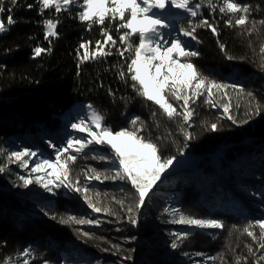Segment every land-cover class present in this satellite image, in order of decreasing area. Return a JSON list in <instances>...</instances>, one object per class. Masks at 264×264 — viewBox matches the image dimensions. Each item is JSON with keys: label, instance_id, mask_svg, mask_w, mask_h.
<instances>
[{"label": "trees", "instance_id": "trees-1", "mask_svg": "<svg viewBox=\"0 0 264 264\" xmlns=\"http://www.w3.org/2000/svg\"><path fill=\"white\" fill-rule=\"evenodd\" d=\"M79 2L82 3V0ZM222 2L223 0H212L216 5L213 9L208 6V0H203L197 17L169 9L175 14L174 35L179 34L182 27L189 28V20L193 25L207 20L216 29L214 34L212 28L199 26L194 33L196 40L183 36L180 38L191 50L198 51V56L189 58L198 72L209 81L227 86L220 90L212 89L214 95L211 99L204 90L203 94L189 105L193 110L189 124L179 115L169 119L152 101L137 95L127 70V65L135 53L125 52L123 56L119 54L123 45L119 42L121 32L117 31L118 20H106L103 25L92 24L89 28L88 22H81L76 16L78 6H73L71 11L60 13L47 9L41 14L37 0H18L15 6L11 0H4L0 21L8 30L0 33V150L15 151L13 140L25 137L28 138V143H21L22 150L36 152L38 159H48L46 152H42L33 140L34 135L39 136L44 132L39 125L45 126L50 133L51 130L57 131L61 120L67 117L70 109L80 105L87 109L88 105H92L104 117V125L113 131L124 127L132 130L142 129L138 134L156 144L158 156L162 160L182 154L204 157L199 167L203 175L207 176V185L212 191L219 187L218 178L215 177L218 167L223 171L224 177L237 185L239 190L249 197L256 196L264 209V53L261 52V46L264 45V24L260 23L264 21V0H237L241 5H249L251 9L248 22L243 26L234 24L235 16L232 14L219 12ZM28 4L33 7L29 9ZM9 16L15 21L12 25L8 24ZM230 17L233 19L232 26L225 23ZM45 19L60 21L56 29L59 33L57 37L45 39ZM102 28H107L109 34L117 41L115 45L103 44ZM97 41H101L104 50L111 54L81 62L86 50L80 45L87 43V54L90 56L97 48ZM132 42L138 43V38L133 37ZM220 45L224 46V51H221ZM35 47L50 48L51 51L34 56ZM121 72L125 74L123 77ZM232 85L236 87L233 88ZM248 93L252 95L249 96ZM215 98H218L220 105H228L233 110L235 123L242 124L253 119V125L246 123L245 127L236 129L231 122L218 116L212 104V99ZM168 100L178 111H183V101L178 102L171 95ZM153 113L156 115L153 116ZM135 117L140 119L133 126L131 121ZM213 124L217 126L215 130L211 127ZM186 134L189 135L187 139ZM244 136H255L257 139L246 145L234 144L228 153L218 156L217 164L211 157L206 156L223 143L239 142ZM69 138L73 137L67 136L65 143H58L52 149L55 162L57 150L67 147ZM100 147L102 150L111 151L108 145ZM84 153L105 155L101 150L77 153L69 149L67 153H61L60 163H64L68 155L76 157ZM239 158H243L244 162H239ZM232 162L235 165L230 168L229 164ZM247 165L250 167L246 168ZM51 169L57 172L56 169ZM243 175L249 177H240ZM251 177L256 180L251 182L248 180ZM201 185L194 173L181 178L168 176L149 194L151 207L145 210L144 219H155L162 223L165 219H159L161 216L172 221L182 214L186 217L219 220L224 225V233L212 228L188 230L179 227L177 231L173 228L166 231L178 248L186 250L189 247L212 255V264H237V258L239 264H256L258 257L264 255V250H257L258 243L243 230L249 225V221L262 217L244 213L246 211L243 208L235 207L237 205L234 201L228 206L220 205L219 202L224 203V200L219 199L217 194L214 202H202ZM89 198L94 200L91 196ZM18 203L12 192L4 189L0 179V263L17 253L19 242L23 239L35 240L42 235V238L48 240V236L42 233L44 228L41 221L31 222L25 218L26 214L23 219H15L17 210L13 209L17 208ZM7 204H11L10 207H7ZM81 207L83 210L84 206ZM166 208L169 209L168 212H165ZM172 209H177L178 212L174 215ZM19 211L21 210L18 209ZM84 211L88 213V209ZM70 212L76 213L71 210ZM230 218L242 220L243 223L236 227L233 225V228L230 225L233 232L229 231L228 234L225 226ZM96 231L113 240L117 238L112 235L120 233L113 229L111 235L106 228ZM252 231L259 240V227L254 226ZM173 232H188L190 235L185 239H177ZM141 233L153 246L164 243L163 240L150 237L149 234L154 232H151L145 223L141 226ZM225 233L228 238L222 239ZM41 242L46 244V241ZM249 247L255 255L249 252ZM123 248L130 250L126 246ZM144 260L140 264H150ZM259 264H264V261H259Z\"/></svg>", "mask_w": 264, "mask_h": 264}, {"label": "rangeland", "instance_id": "rangeland-1", "mask_svg": "<svg viewBox=\"0 0 264 264\" xmlns=\"http://www.w3.org/2000/svg\"><path fill=\"white\" fill-rule=\"evenodd\" d=\"M177 11L180 12V10ZM152 71L154 72L155 70L153 69ZM213 95L210 99L213 98ZM212 104L218 116L231 122L236 129H241L242 126L245 127L246 123L253 125V119L247 120L246 123L242 124L234 123L233 110L228 105H220L218 98L212 99ZM225 106L228 107L227 113L224 111ZM191 111L193 112L192 109ZM87 116L88 111L85 109L76 108L71 110L67 117L61 120L62 122L57 131L51 130L50 133V130L46 129L45 126L39 125V128L43 129L44 132L39 136L34 135L33 140L37 142L38 148L42 152H46L47 158L55 163L52 149L56 144L65 143L67 136L81 140L88 138L87 132H80L71 127L72 123H78L80 119H85L86 123H90L87 120ZM229 116L232 119H229ZM191 118L187 123L190 124ZM256 118L258 119L259 115ZM124 129L132 131L129 128L124 127ZM255 138L257 139L255 136H244L242 141L223 143L206 156L211 157L215 164H217L218 156L228 153L234 144L246 145L254 141ZM22 142L28 143V138L23 137L19 140V137H17L13 140L12 143L15 151L22 150ZM90 150H101L103 151L102 154L107 155L106 157L109 159L102 161L97 158L99 155H87V153L76 155L75 161L68 162L67 164L69 181H65V183L70 182L71 188H66L63 184H60L62 177L59 175L58 170L55 172L51 168L45 169V172L50 173V175H45V172L33 173L31 169L39 161L37 156L31 159L24 157V159H28V165L21 168L20 161H14L11 158L10 151L5 149L0 150V168L4 169V171L0 172V179L3 181L4 189L10 190L19 202L17 208L13 209L17 210L15 219H23V216L26 214L25 218L31 222L36 223L41 221L40 223L44 228L42 233L44 236H48V240L42 238V235L35 240L31 238L21 240L17 253L13 257L6 259L10 260V264H23L25 259L28 260V264H46V262L47 264H140L144 259V261H148L150 264H212L214 262L213 256L209 253L199 252L189 247L186 250L178 248V246L172 248L173 238L166 231L167 229L173 228L177 231L179 227H182L193 230L196 227L172 223L170 220H166L167 217L163 218L162 216L159 217V219H165L162 223L155 219L145 220V210L151 207L148 196L154 188L148 192L143 205L137 210L135 206L138 201V194L130 181L127 179L111 178L115 175V166L111 163V159L113 158L112 152L110 150H102L100 145L97 144H90L82 152H89ZM70 151L74 150L70 149ZM182 155L187 159V168L174 173L170 172L166 177L165 175L162 176L155 183L154 187L168 176L173 175L181 178L183 176L189 177L194 173L196 180L202 184V196L200 198L202 202H214L216 199L214 197H217L215 196L217 194L219 199L223 198L224 200V203L222 201L219 202L220 205L225 204V206H228L234 201V204L237 205L235 207L237 209L243 208L246 211L244 213L252 216L257 215L258 217L264 216V209L261 207L259 199L256 196L249 197L239 190L237 185L229 182L217 165L215 177L218 178L217 185L219 187L215 189L216 191H212L213 189L207 185V176L203 175L199 167L204 157L195 154ZM182 155H179V157ZM248 158L246 157V159ZM239 162H244V159L239 158ZM229 165L231 166L230 168H233L235 164L232 162ZM95 173H100L101 178L90 179L89 177L94 176ZM37 175L41 176L45 181L52 182L49 184V187L52 189L51 192L35 182ZM21 176L30 178L33 182L25 187L23 186V181L20 179ZM104 176H108L109 178L104 179ZM240 177L247 179L249 176L243 175ZM254 179V177H251L248 180L254 182L256 180ZM77 182L80 188L88 189L87 195L94 199L91 202L96 207L106 209V211L94 212L92 208L88 207L84 195L81 192L72 190L77 185ZM57 184L60 186L57 187ZM10 205L7 204L6 206L10 207ZM81 206H84L85 210L88 209V213L84 209L82 210ZM129 208H132L131 213L129 212ZM18 209L21 211L18 212ZM70 210L76 211V213L70 212ZM69 217H75L76 220H91L93 223H77L69 220ZM130 217L136 219L137 223H130ZM62 220L65 222L62 223ZM228 220L227 226H225L226 233L229 231L233 232V225L236 227L243 223L242 220L234 219V221L233 218ZM144 223L150 227L151 232H154L153 234H149L150 237L156 238V240H163L164 243L162 242V244H158L157 246L151 245L150 240L146 239L141 233V226ZM230 225H232V228ZM104 228L111 235L113 229L114 231H120L119 234L112 235L118 239L120 244H118L117 239L107 238L106 235L96 231ZM215 230L225 232L224 226ZM226 233L221 237L222 239L228 238L229 233L227 235ZM41 241H46V244ZM122 244L130 250L124 249ZM24 249H29L30 255L25 256L23 254ZM198 253L200 255H197ZM0 264H4V262Z\"/></svg>", "mask_w": 264, "mask_h": 264}, {"label": "snow or ice", "instance_id": "snow-or-ice-1", "mask_svg": "<svg viewBox=\"0 0 264 264\" xmlns=\"http://www.w3.org/2000/svg\"><path fill=\"white\" fill-rule=\"evenodd\" d=\"M11 3L15 6L18 0H11ZM37 3L41 14L47 9H54L56 13H60L62 11H71L73 6H78L79 10L76 12V16L81 22H88L89 28H91L92 24L103 25L106 20L109 22L118 20L119 24L116 27L117 31L121 32L119 42L123 45L119 49V54L123 56L125 52L134 51L135 53L131 58V62L127 65L128 74L134 82V90L137 92V95L157 105L169 119L179 115L187 123L193 115L189 105L194 103L195 99L202 95L204 90L211 97L213 95L212 89L220 90L227 87L223 84H217L215 81H209L198 72L196 66L189 59L198 56V51L191 50L189 45L180 38L183 36L196 40L197 37L194 33L196 27L199 26L212 28L215 34L216 29L207 20H201L199 25H193L192 21L189 20V28L182 27L179 30V34H173L175 14L169 11V9L180 10L187 13L190 17H197L203 6V0H199V2H194V0H82V3L79 0H37ZM3 4L4 0H0V12L4 11ZM208 6L213 9L216 8L212 0H208ZM27 7L31 9L33 5L28 4ZM250 11L249 5H241L237 0H223L222 5L219 7L220 13L235 16L234 24L236 26L246 25ZM59 22L58 19L43 20L45 39L59 35L56 31ZM14 23L15 21L9 16L8 24L12 25ZM225 23L232 26L233 19L230 17ZM260 23L264 24V21H260ZM7 30L8 28L0 21V33ZM101 34L104 37L103 44L110 43L115 45L117 43L112 35L109 34L107 28H102ZM133 37L138 38V43L132 42ZM96 43L97 48L90 56L87 54V43L80 45L81 48L86 50L85 55L81 58V62L86 59H96L99 56L111 54V52L104 50L101 41H97ZM220 48L221 51H224L223 45H220ZM46 51L50 52L51 49L35 47L33 55L40 56ZM261 52L264 53V45L261 46ZM228 59H232V57H228ZM153 69L155 70L154 72L152 71ZM120 75L123 77L125 74L121 72ZM232 87L235 88L236 85H232ZM169 95L178 102L183 101L181 105L183 111H178L169 102ZM248 95L251 96L252 93H248ZM208 102L211 103V101ZM87 109V120L90 123H86L85 119H80L78 123H72L71 127L80 132H87L88 138L85 140L69 138L67 140V147L57 150V161L55 163L49 159L41 158L35 163L31 171L38 173L45 172V169L48 168L56 169L62 177L60 184H63L66 188H71L70 182L65 183V181H69L67 162L75 161L76 157L68 155L65 162L60 163L62 159L61 153H67L69 149L80 153L90 144L108 145L113 154L111 163L115 166V175L111 178L127 179L130 181L138 194V201L135 206L138 210L143 205L149 189L160 179L161 173L172 164L173 158L169 157L162 160L157 155L158 148L156 144L138 134L142 129L135 128L132 131L121 129L120 131L113 132L111 128L104 125V117L92 105H88ZM224 111L225 113L228 112L227 106L224 107ZM155 115L156 113H153V116ZM228 118L232 119L231 116ZM139 119V117H135L131 121L132 125L135 126ZM233 122L235 123V121ZM211 127L215 130L217 126L213 124ZM122 138L123 143L118 142ZM187 138H189L188 134H186ZM35 156H37V153L29 149L11 152V158L14 161H20L21 168L28 165V159H24V157L31 159ZM97 158L102 161L109 159L103 155ZM2 171L4 169L0 168V172ZM45 175H50V173L45 172ZM89 178L100 179L101 174L95 173L94 176ZM108 178V176H104V179ZM20 179L23 181V186L25 187L33 182L32 179L23 176ZM35 182L47 191H52L49 187V184L52 183L51 181H45V179L37 175ZM56 186L59 187L60 185L57 184ZM72 190L81 192L88 203V207L92 208L94 212L106 211V209L96 207L91 202L87 195L88 189L80 188L78 182ZM168 211L169 209L166 208L165 212ZM129 212H132V208H129ZM177 212V209H172L174 215ZM68 219L77 223H93L91 220H76L75 217H69ZM61 222L64 223L65 221L62 220ZM170 222L200 229H220L224 226L219 220L186 217L182 214L179 215L178 219ZM130 223L136 224L137 221L130 217ZM254 226H258L260 229L259 240L257 235L252 231ZM243 231L254 242L258 243L257 250H264V217L249 221V225ZM173 235L177 239H185L190 233H173ZM177 246L175 241H173L171 247L176 248ZM249 252L255 255L251 247H249ZM23 254L25 256L30 255V250L24 249ZM197 255L200 254L198 253ZM259 261H264V255L258 257L256 264H259ZM4 264H10V260H5ZM23 264H28V260L25 259ZM237 264H239V258H237Z\"/></svg>", "mask_w": 264, "mask_h": 264}, {"label": "bare ground", "instance_id": "bare-ground-1", "mask_svg": "<svg viewBox=\"0 0 264 264\" xmlns=\"http://www.w3.org/2000/svg\"><path fill=\"white\" fill-rule=\"evenodd\" d=\"M81 106V105H80ZM82 108H84L83 106H81ZM120 131V130H119ZM118 142H120V143H123V138L121 139V141H118ZM214 153H216V152H214ZM171 158H173V160H172V164L167 168V169H165L162 173H161V176H160V179L162 178V176H164L165 175V177H166V175L167 174H169L170 172L171 173H174V172H176V171H179V170H183V169H185V168H187V166H188V163H187V159H186V157L185 156H177V157H171ZM159 179V180H160ZM159 180H157V181H159ZM156 181V182H157ZM155 185V184H154ZM154 185L152 186V188L154 187ZM151 188V189H152ZM151 189H149V191L151 190ZM148 191V192H149Z\"/></svg>", "mask_w": 264, "mask_h": 264}, {"label": "water", "instance_id": "water-1", "mask_svg": "<svg viewBox=\"0 0 264 264\" xmlns=\"http://www.w3.org/2000/svg\"><path fill=\"white\" fill-rule=\"evenodd\" d=\"M122 129V128H121ZM121 129H118V130H116V131H119V130H121ZM124 129V128H123ZM113 132H115V131H113ZM158 155V154H157Z\"/></svg>", "mask_w": 264, "mask_h": 264}, {"label": "clouds", "instance_id": "clouds-1", "mask_svg": "<svg viewBox=\"0 0 264 264\" xmlns=\"http://www.w3.org/2000/svg\"><path fill=\"white\" fill-rule=\"evenodd\" d=\"M154 188V187H153Z\"/></svg>", "mask_w": 264, "mask_h": 264}]
</instances>
